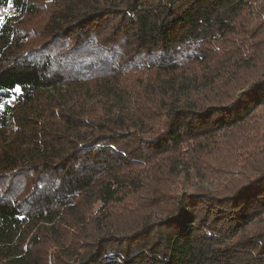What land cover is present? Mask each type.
<instances>
[{
  "label": "trees",
  "instance_id": "1",
  "mask_svg": "<svg viewBox=\"0 0 264 264\" xmlns=\"http://www.w3.org/2000/svg\"><path fill=\"white\" fill-rule=\"evenodd\" d=\"M7 7L0 264H264V0Z\"/></svg>",
  "mask_w": 264,
  "mask_h": 264
},
{
  "label": "snow or ice",
  "instance_id": "2",
  "mask_svg": "<svg viewBox=\"0 0 264 264\" xmlns=\"http://www.w3.org/2000/svg\"><path fill=\"white\" fill-rule=\"evenodd\" d=\"M8 2H10V0H8ZM0 19H2V17H0ZM16 92H19V89H15ZM15 97H12V99L9 100H5L3 99V97H0V111H3L5 109V105H9L12 103V100H14Z\"/></svg>",
  "mask_w": 264,
  "mask_h": 264
},
{
  "label": "rangeland",
  "instance_id": "3",
  "mask_svg": "<svg viewBox=\"0 0 264 264\" xmlns=\"http://www.w3.org/2000/svg\"><path fill=\"white\" fill-rule=\"evenodd\" d=\"M0 13L2 14V16H5V15H9L11 13H13V10L11 8H6V9H0ZM186 187H187V182H186ZM181 190V188H179Z\"/></svg>",
  "mask_w": 264,
  "mask_h": 264
}]
</instances>
